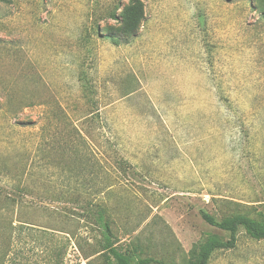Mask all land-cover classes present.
I'll list each match as a JSON object with an SVG mask.
<instances>
[{
  "label": "rangeland",
  "instance_id": "1",
  "mask_svg": "<svg viewBox=\"0 0 264 264\" xmlns=\"http://www.w3.org/2000/svg\"><path fill=\"white\" fill-rule=\"evenodd\" d=\"M0 189L37 205L5 264H114L97 213L166 264L228 240L201 213L264 223V0L0 1Z\"/></svg>",
  "mask_w": 264,
  "mask_h": 264
},
{
  "label": "trees",
  "instance_id": "2",
  "mask_svg": "<svg viewBox=\"0 0 264 264\" xmlns=\"http://www.w3.org/2000/svg\"><path fill=\"white\" fill-rule=\"evenodd\" d=\"M6 3V0H0ZM259 8L263 6V0H257ZM10 174V171H6ZM20 180V176L15 177ZM36 204L22 201L19 191L6 193L0 189V231L11 239L12 236L27 237L32 234L33 229L27 227V213L24 210L35 209ZM235 209L230 217L217 220L212 215L201 213L202 220L210 227L216 228L228 234V240L223 241L218 238H210L202 243L190 264H209L212 256L218 251H229L236 247L238 235L243 231L250 239L264 241V223L257 222L247 215L237 211L238 205L233 204ZM50 211H52L50 209ZM26 213V214H25ZM99 227L103 231L104 250L107 251L114 264H166L165 262L153 258H140L131 254L120 253L111 245V238L107 226L103 223V216L97 213ZM45 234V233H43ZM31 236V235H29ZM13 238V237H12ZM6 251L0 250V264H5Z\"/></svg>",
  "mask_w": 264,
  "mask_h": 264
}]
</instances>
